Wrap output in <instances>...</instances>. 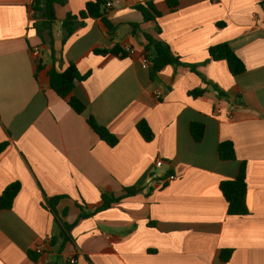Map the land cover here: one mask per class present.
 Segmentation results:
<instances>
[{
  "label": "crops",
  "instance_id": "1",
  "mask_svg": "<svg viewBox=\"0 0 264 264\" xmlns=\"http://www.w3.org/2000/svg\"><path fill=\"white\" fill-rule=\"evenodd\" d=\"M62 1L58 22L91 0ZM105 1L112 36L101 18L88 19L64 45L59 24L50 31L30 17L25 0H0V144L9 145L0 156V196L21 184L13 207L0 211V264H264L261 0H178L174 12L165 0ZM147 1L162 14L161 33L135 9ZM144 34L168 44L185 65L167 66L153 80L141 62ZM221 43L243 62V74L211 60L209 49ZM115 45L128 56L95 54ZM68 63L90 74L72 93L86 107L82 114L49 86V70ZM194 90L205 93L194 98ZM90 116L118 138L115 147L93 132ZM140 121L154 134L150 143L137 131ZM193 123L205 128L200 143ZM223 142L233 143L234 161L220 160ZM242 163L249 215L229 216L219 185L235 179ZM130 187L140 192L79 220L82 202L93 211L103 193L121 197ZM44 194L67 197L57 211L75 223L76 246H49L59 230ZM39 245L43 255L34 252ZM223 250H233L228 262Z\"/></svg>",
  "mask_w": 264,
  "mask_h": 264
},
{
  "label": "trees",
  "instance_id": "2",
  "mask_svg": "<svg viewBox=\"0 0 264 264\" xmlns=\"http://www.w3.org/2000/svg\"><path fill=\"white\" fill-rule=\"evenodd\" d=\"M167 6L171 12H174L178 6V0H165ZM62 0H35L34 9L35 16L42 19L45 27L50 31L59 24L61 37L63 38V44L75 34V32L86 24L88 19L101 18L108 29L109 34L115 31V27L106 18L108 10L106 8L105 0H91L89 1L84 10L78 14H68L63 21H59L56 18L55 8L58 5H62ZM261 5L264 6V0H261ZM142 15L144 23H154L157 26V32L161 33V28L158 23V19L162 14L157 10L155 4L151 1H147L144 4L137 5L135 7ZM134 30L140 29V25H132ZM146 39V45L144 50V56L149 62L150 76L155 80L158 74L167 66H183L181 58L175 54L171 47L158 41L154 37L144 34ZM95 54L107 55L112 54L118 57H127L128 53L123 50L119 45L111 50H95ZM209 56L213 61H225L229 68L230 73L233 76H238L246 71L245 65L231 49L228 43H221L213 46L209 49ZM195 67H192L194 69ZM90 74L82 75L78 71L77 67L73 63H68V66L64 70H58L52 67L48 72L49 86L61 99H63L68 106L74 110L77 114H82L85 111V105L75 96H73V90L79 82L87 80ZM205 93L204 90H194L189 93L190 96L196 98ZM87 124L93 130V132L108 146L115 147L119 140L112 134L106 127L101 126L96 120L90 116L87 119ZM137 131L143 140L150 143L154 134L150 129L146 121H140L137 126ZM205 128L203 125L193 123L191 125V134L195 142L200 143L204 137ZM8 143L0 144V156L7 149ZM219 158L222 161H234L236 159L235 149L232 142H223L219 145ZM219 189L227 202V213L229 216L244 217L249 215V209L247 206V176H246V164L242 163L239 169L237 177L233 180L222 181L219 185ZM21 191V184L15 182L10 184L0 196V211L9 210L13 207L15 198ZM140 192L139 188L130 187L123 189V195L121 197H115L112 194L103 193V204L93 211H89L85 203L78 205L81 211L79 220L88 218L95 213L109 209L113 204L119 201L135 196ZM65 196L48 197L44 194L43 207L49 211L54 218L55 226L59 230L58 236H53L49 242L51 248L59 245V249L62 251L67 243L72 246H76L75 240L71 235V231L75 226V223H68L65 221L66 210L59 215L57 207L65 200ZM233 255V250H223L220 254V259L223 262H228Z\"/></svg>",
  "mask_w": 264,
  "mask_h": 264
},
{
  "label": "built area",
  "instance_id": "3",
  "mask_svg": "<svg viewBox=\"0 0 264 264\" xmlns=\"http://www.w3.org/2000/svg\"><path fill=\"white\" fill-rule=\"evenodd\" d=\"M25 1H26V7H27V10H28V13H29L30 17H34L35 16V13H36L35 12V9H34V2H35V0H25ZM105 6H106V8H111L112 4L111 3H106ZM57 36L58 37H61L60 28H59V30L57 32ZM128 52H129L130 55H133L135 53L134 50H132V49L129 50ZM33 55L36 58H38L40 56V49L39 48H34L33 49ZM141 62H142V67L143 68L148 69L150 67L149 62L145 58L144 55L142 57ZM162 96H163L162 90H157L155 92V94H154V97H155V100L156 101H160L161 98H162ZM228 114H230V113H228ZM163 165H164V162L161 159L157 160L156 163H155V166L158 167V168H161ZM169 180L170 181L176 180V177L175 176H170L169 177ZM165 184L166 183H162L161 185H165ZM34 252L36 254L43 255L44 254V246L43 245H39V246L35 247L34 248ZM70 263L71 264H75V261H70Z\"/></svg>",
  "mask_w": 264,
  "mask_h": 264
}]
</instances>
